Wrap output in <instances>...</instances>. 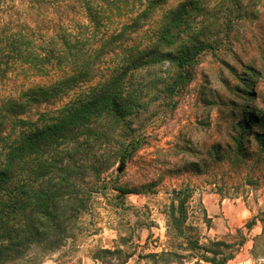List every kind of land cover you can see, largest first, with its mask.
Segmentation results:
<instances>
[{"label": "trees", "instance_id": "obj_1", "mask_svg": "<svg viewBox=\"0 0 264 264\" xmlns=\"http://www.w3.org/2000/svg\"><path fill=\"white\" fill-rule=\"evenodd\" d=\"M9 1L0 0V82L15 70L48 82L0 98V264L21 260L37 248L49 253L61 248L71 224L109 186L106 174L140 149L130 120L141 107L135 73L168 61L184 83L197 56L209 49L198 34L180 40L189 9L203 15L204 0H185L148 32L144 28L168 0H19L23 15L5 22L2 8ZM219 1L229 22L239 0ZM250 119L251 126L264 125V117ZM255 136L263 145L264 134ZM110 187L122 199L139 194ZM167 195L163 242L151 234L143 244L122 236L113 249L96 250L92 260L227 264L233 259L243 238L239 244H203L196 224L200 218H189L190 188Z\"/></svg>", "mask_w": 264, "mask_h": 264}, {"label": "rangeland", "instance_id": "obj_2", "mask_svg": "<svg viewBox=\"0 0 264 264\" xmlns=\"http://www.w3.org/2000/svg\"><path fill=\"white\" fill-rule=\"evenodd\" d=\"M184 1L168 0L158 7L143 31ZM204 1L205 15L189 9L180 37L187 41L198 34L209 44L186 72L187 80L182 83L184 77L179 79L168 61L135 73L141 107L130 120L140 149L106 174L109 186L71 224L70 238L61 248L51 253L37 248L11 264H96L93 253L113 249L122 236L143 244L151 234L163 242L167 194L185 187L192 191L189 218H200L196 224L203 244H239L243 238L227 264H264V143L255 136L264 134V125L251 126L250 119L264 117V0H239L229 22L223 1ZM6 4L5 22L23 15L19 0ZM215 19L220 21L214 27ZM47 82L11 71L0 82V98ZM112 185L139 194L122 199ZM128 264H136V258Z\"/></svg>", "mask_w": 264, "mask_h": 264}]
</instances>
